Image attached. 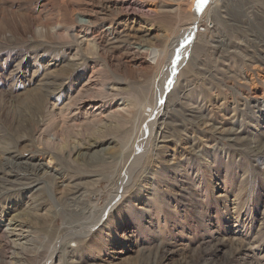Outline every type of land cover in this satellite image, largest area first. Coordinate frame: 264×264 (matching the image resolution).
Returning <instances> with one entry per match:
<instances>
[{
    "label": "rangeland",
    "instance_id": "obj_1",
    "mask_svg": "<svg viewBox=\"0 0 264 264\" xmlns=\"http://www.w3.org/2000/svg\"><path fill=\"white\" fill-rule=\"evenodd\" d=\"M134 2L0 0V264H264V0Z\"/></svg>",
    "mask_w": 264,
    "mask_h": 264
},
{
    "label": "bare ground",
    "instance_id": "obj_2",
    "mask_svg": "<svg viewBox=\"0 0 264 264\" xmlns=\"http://www.w3.org/2000/svg\"><path fill=\"white\" fill-rule=\"evenodd\" d=\"M135 0H119L120 3L122 4H126L128 5L126 8H133L136 5H134ZM139 1V0H137ZM137 7V6H136ZM138 12H142L141 10ZM147 12H150V10H147ZM144 14V13H141ZM80 23H84V24H89V22L87 21H83L80 20ZM188 39V38H187ZM190 39V38H189ZM187 41V40H186ZM192 41V40H191ZM134 45V46H133ZM131 44L129 45L130 50H132V52L134 53H138L141 56V61H148L146 59L149 58V62H148V69L151 71L153 70L154 66L156 65L160 54L157 50L155 49H151L148 46L145 45H140V44ZM160 95V94H159ZM160 97V96H158ZM90 156V155H89ZM20 159V158H19ZM3 161V162H1ZM0 162V168L7 166L10 170L11 173H15L18 175H23V176H27L33 179H36L34 182H44L45 179L47 177H51L53 170L51 169L49 164H43L41 162H36V163H30L27 161L20 162V161H15V160H11L9 157L8 158H3ZM22 161V160H21ZM57 170V169H56ZM45 183V182H44ZM13 223L11 224V227L9 229H6L3 233V238H5V236H7L6 241H3V246L7 247L8 243L11 242H15L18 241L17 239L15 240L14 238H18V237H22L21 240H24V242L22 244L27 245L30 244L29 240H25V238H28L29 234H23V236H21V233H28V230L25 228V230H23L22 227V223L16 220H12ZM19 232V233H18ZM5 240V239H4ZM20 242V241H19Z\"/></svg>",
    "mask_w": 264,
    "mask_h": 264
},
{
    "label": "snow or ice",
    "instance_id": "obj_3",
    "mask_svg": "<svg viewBox=\"0 0 264 264\" xmlns=\"http://www.w3.org/2000/svg\"><path fill=\"white\" fill-rule=\"evenodd\" d=\"M206 3V0H198V4H197V7L199 9L200 5Z\"/></svg>",
    "mask_w": 264,
    "mask_h": 264
}]
</instances>
